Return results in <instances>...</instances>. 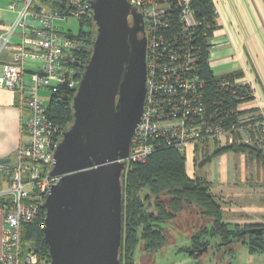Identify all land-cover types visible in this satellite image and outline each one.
I'll return each mask as SVG.
<instances>
[{"label":"built area","instance_id":"1","mask_svg":"<svg viewBox=\"0 0 264 264\" xmlns=\"http://www.w3.org/2000/svg\"><path fill=\"white\" fill-rule=\"evenodd\" d=\"M128 1L142 17L146 79L141 117L132 134L128 155L122 159L125 168L143 161L160 143L174 147L185 155L186 160L189 152H194L195 143L204 138L220 144L232 143L234 139L230 132L211 124L205 115L203 81L196 68L201 45L192 36L200 22L194 15L191 0ZM17 3L18 0H11L9 4V8L18 9L14 26L28 27L29 18L36 25L23 36L15 61L4 64L0 74V88L16 92L18 108L22 113L27 112L21 121L26 137L19 141L15 162H0V175L8 182L1 193L6 195V202L0 264H48L39 259L31 243H22L20 233L21 224L36 218L50 187L60 178V175H51L50 171L54 150L64 130L51 121L49 102H45L38 92L46 87L51 93L57 85L77 87L75 52L82 44L78 37L61 33L55 20L67 16L81 18L88 13V8L84 0H65L63 12L33 9L31 0H26L22 7ZM173 10L179 28L171 34L167 31L171 28ZM7 40L8 34L2 37L0 48ZM25 45L37 50H25ZM27 59L39 63L29 85L23 78ZM237 82V79L233 80V83ZM243 139L251 141L249 136Z\"/></svg>","mask_w":264,"mask_h":264},{"label":"water","instance_id":"2","mask_svg":"<svg viewBox=\"0 0 264 264\" xmlns=\"http://www.w3.org/2000/svg\"><path fill=\"white\" fill-rule=\"evenodd\" d=\"M87 3L91 50L72 98V123L53 153L50 174L60 178L43 203L50 264H120L122 159L145 97V37L135 38L143 30L140 13L128 0Z\"/></svg>","mask_w":264,"mask_h":264},{"label":"trees","instance_id":"3","mask_svg":"<svg viewBox=\"0 0 264 264\" xmlns=\"http://www.w3.org/2000/svg\"><path fill=\"white\" fill-rule=\"evenodd\" d=\"M86 5L87 1L84 0ZM52 10L63 12L65 0H43ZM33 9L41 10L33 4ZM190 5L199 27L193 31V39L200 43L201 50L196 62L198 76L203 81L202 102L205 106L207 120L230 132L234 141L220 144L218 141L204 138L194 146L193 162L195 168L202 167L211 159L225 153H244L264 166V117L249 115L253 109H241L239 105L254 98L252 89L247 83H233L241 76L240 71L219 76L214 74L208 61L209 40L216 27V11L213 0H191ZM78 18L80 28L76 36L82 44L76 51L75 77L79 80L91 47L94 23L90 10ZM176 12V11H175ZM173 10L171 28L168 33H175L179 28L176 13ZM86 25V26H85ZM76 88L65 85L54 86L48 105V115L52 122L65 130L73 120L72 98ZM248 115V116H246ZM249 136L250 142L244 137ZM212 143L214 150L208 152ZM185 155L172 146L160 143L147 157L124 168L121 174L122 187V240L118 258L120 264H135V251L140 246L143 254H153L168 241L165 224H170L181 212L195 210L198 216L208 223L201 224L191 236L190 246L186 250L198 255V250L209 247L208 237H217L216 250L229 246L233 252L234 243L247 244L249 252L264 249V232L244 233L245 230L260 227L263 223H254L240 227L225 221L224 212L216 195L211 191L209 182L202 176L189 177L185 168ZM45 209L40 206L36 218L22 223L20 233L22 243H31L39 256L49 264L48 246L44 241L43 219ZM140 253V254H141Z\"/></svg>","mask_w":264,"mask_h":264},{"label":"crops","instance_id":"4","mask_svg":"<svg viewBox=\"0 0 264 264\" xmlns=\"http://www.w3.org/2000/svg\"><path fill=\"white\" fill-rule=\"evenodd\" d=\"M25 1L18 0V7H22ZM10 2L11 0H0V45L2 37L8 34L6 45L0 48V74L4 64L15 61L23 36L29 34L31 28L36 25L29 18L28 27L14 26L18 9L9 8ZM213 3L216 27L210 38L209 65L214 74L219 76L240 71L241 76L237 81L249 84L254 98L240 104L239 108L253 109L249 115L259 114L264 117V0H213ZM33 4L41 10H52L43 0H34ZM61 20L63 19L55 20L59 31L73 34L62 27ZM23 48L28 51L37 50L31 45H25ZM38 66L37 61H24L23 78L26 85L30 84L31 75ZM45 89L48 90L46 87L40 90ZM26 114V111L22 113L18 108L16 92L0 88V158H8L7 162H15L19 141L26 137L25 129L21 126L22 115ZM189 154L185 168L187 175L193 178L196 174L192 157L194 152ZM213 160H217L215 169L212 172L208 170V173L202 170L200 176L209 182L211 191L219 199L225 221L240 227L264 223V200L259 201L264 198V166L244 153L225 152L209 162ZM206 164L202 167L208 168ZM7 186L6 177L0 175V241L6 202V195L1 193ZM191 211L203 220L202 224L208 223L206 219L198 216L194 209L188 210L187 213ZM182 214L183 212L179 213L176 219ZM235 244L231 247L234 248ZM229 248L220 247L218 252Z\"/></svg>","mask_w":264,"mask_h":264},{"label":"rangeland","instance_id":"5","mask_svg":"<svg viewBox=\"0 0 264 264\" xmlns=\"http://www.w3.org/2000/svg\"><path fill=\"white\" fill-rule=\"evenodd\" d=\"M24 5V4H23ZM62 27L66 30H70L73 34L78 32L80 28V20L75 16H67V18L61 20ZM86 26V25H85ZM49 90H40L39 95L45 102H49L50 97ZM214 150V145L210 143L208 145V152ZM217 160L208 162L205 167H197L195 172L197 176H200L202 170H208L210 172L215 169L214 165ZM256 197V196H252ZM264 200L260 198L259 201ZM201 218H198L193 214V211L183 212L180 218L173 220L170 224H165L167 230V243L153 254H143L140 252V246L135 251V264H264V249H256L249 252L247 250V244L236 243L233 248V252L228 249L217 251L215 244L218 242L217 237H208L209 247L201 254L194 255L190 251L186 250L191 242V236L195 233L197 228L202 224ZM264 224V223H263ZM264 240V233L262 234ZM141 253V254H140Z\"/></svg>","mask_w":264,"mask_h":264},{"label":"flooded vegetation","instance_id":"6","mask_svg":"<svg viewBox=\"0 0 264 264\" xmlns=\"http://www.w3.org/2000/svg\"><path fill=\"white\" fill-rule=\"evenodd\" d=\"M133 22H134V21H133V19H132V16L130 15V16H129V23H130L131 26L134 25ZM136 24H137V23H136ZM136 24H135V25H136ZM140 24L142 25V22H141ZM143 37H144V30H137L136 35H135V38H136V39H141V38H143ZM90 50H91V47H90V49H89V52H90Z\"/></svg>","mask_w":264,"mask_h":264}]
</instances>
